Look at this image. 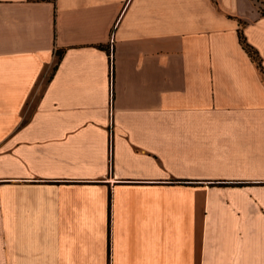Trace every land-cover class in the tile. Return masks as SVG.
Returning <instances> with one entry per match:
<instances>
[{
  "label": "crops",
  "instance_id": "crops-1",
  "mask_svg": "<svg viewBox=\"0 0 264 264\" xmlns=\"http://www.w3.org/2000/svg\"><path fill=\"white\" fill-rule=\"evenodd\" d=\"M196 256L264 264V0H0V264Z\"/></svg>",
  "mask_w": 264,
  "mask_h": 264
},
{
  "label": "trees",
  "instance_id": "trees-1",
  "mask_svg": "<svg viewBox=\"0 0 264 264\" xmlns=\"http://www.w3.org/2000/svg\"><path fill=\"white\" fill-rule=\"evenodd\" d=\"M39 1H41V0H39ZM46 1H53V0H46ZM239 41H240L243 49L248 53V55L254 61H256V63L258 64V66H260V62H259L258 56L256 54V51L247 42H245L243 36L240 33H239Z\"/></svg>",
  "mask_w": 264,
  "mask_h": 264
},
{
  "label": "snow or ice",
  "instance_id": "snow-or-ice-1",
  "mask_svg": "<svg viewBox=\"0 0 264 264\" xmlns=\"http://www.w3.org/2000/svg\"><path fill=\"white\" fill-rule=\"evenodd\" d=\"M108 264H112L111 260L108 261ZM194 264H200L198 256H196Z\"/></svg>",
  "mask_w": 264,
  "mask_h": 264
}]
</instances>
